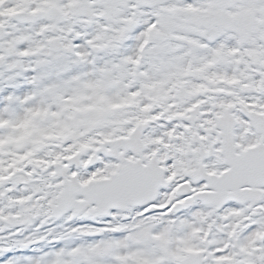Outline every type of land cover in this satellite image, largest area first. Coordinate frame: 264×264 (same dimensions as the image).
Returning a JSON list of instances; mask_svg holds the SVG:
<instances>
[{"label": "snow or ice", "instance_id": "obj_1", "mask_svg": "<svg viewBox=\"0 0 264 264\" xmlns=\"http://www.w3.org/2000/svg\"><path fill=\"white\" fill-rule=\"evenodd\" d=\"M0 264H264V0H0Z\"/></svg>", "mask_w": 264, "mask_h": 264}]
</instances>
